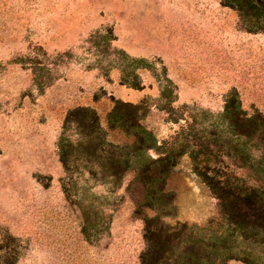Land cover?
I'll list each match as a JSON object with an SVG mask.
<instances>
[{"label": "rangeland", "instance_id": "rangeland-1", "mask_svg": "<svg viewBox=\"0 0 264 264\" xmlns=\"http://www.w3.org/2000/svg\"><path fill=\"white\" fill-rule=\"evenodd\" d=\"M130 103L157 139L140 153ZM262 128L246 0H0V264H264L217 197L264 184Z\"/></svg>", "mask_w": 264, "mask_h": 264}, {"label": "trees", "instance_id": "trees-1", "mask_svg": "<svg viewBox=\"0 0 264 264\" xmlns=\"http://www.w3.org/2000/svg\"><path fill=\"white\" fill-rule=\"evenodd\" d=\"M246 3L255 15L264 13V0H246ZM238 104L236 100L234 102L228 100L225 110L226 116L228 115L232 119V123L244 127L248 131L253 133L258 131L257 127L261 124L260 121L255 116H247L242 110H235ZM127 106L132 110V114H130V118H127L125 114L119 127L120 131L133 136L134 142H140V145L136 146L138 153L153 148L154 146L148 142H157V139L138 117L137 113L140 107L133 103L127 104ZM91 119L93 124H100L96 113L91 112ZM261 134L264 136V129L261 130ZM159 160H163V158L160 157ZM129 163V160L125 162L126 165ZM142 167L140 164L139 168L144 169ZM234 177L236 179L234 182L226 179V177L218 192L217 197L223 216L230 225H235L237 229L242 231H249L257 238L261 245V253L259 254L261 257L264 254V184H246L239 176L234 175ZM219 240L221 244L218 242L214 247L222 254L230 255L228 253L231 251V247L226 232L220 234Z\"/></svg>", "mask_w": 264, "mask_h": 264}]
</instances>
